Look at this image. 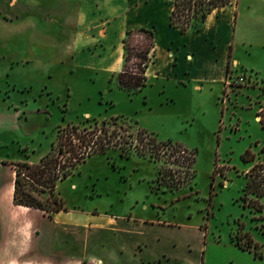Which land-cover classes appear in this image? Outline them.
<instances>
[{
    "label": "rangeland",
    "instance_id": "obj_1",
    "mask_svg": "<svg viewBox=\"0 0 264 264\" xmlns=\"http://www.w3.org/2000/svg\"><path fill=\"white\" fill-rule=\"evenodd\" d=\"M173 2L0 0V185L10 177V161H38L49 152L60 125L125 116L159 140L194 150L192 177L169 187L158 180L169 155L157 160L110 149L58 181L67 206L92 215L86 222L123 216L151 230L146 235L168 231L179 264L198 263L199 242L207 245L201 264H264V196L262 208L246 203L245 173L253 160L243 158L247 149L258 157L264 148L257 116L264 107V0H232L190 30L192 62L183 51L174 64L159 44L147 84L131 93L117 80L123 21L160 28ZM92 20L98 23L88 32ZM151 217L165 225L141 224ZM92 224L89 231L97 229ZM237 239L262 255L243 251Z\"/></svg>",
    "mask_w": 264,
    "mask_h": 264
},
{
    "label": "trees",
    "instance_id": "obj_2",
    "mask_svg": "<svg viewBox=\"0 0 264 264\" xmlns=\"http://www.w3.org/2000/svg\"><path fill=\"white\" fill-rule=\"evenodd\" d=\"M230 2L232 0H174L170 22L183 32L197 31L215 8ZM155 44L153 27L140 26L128 30L124 38V64L117 73L120 87L133 93L147 84V68L153 59ZM230 63L231 60L227 72ZM257 116H260L259 121L264 128V107H261ZM110 149H118L122 155L135 152L157 160H164V156L169 155L166 165H161L158 176V180L169 187L178 188L193 175L191 170L195 162L194 150L170 139L159 140L155 132L149 131L125 116L104 120H91L88 117L84 123L60 125L50 151L42 155L38 162L15 161V202L49 211L67 208L64 198L56 192L58 181L70 175L88 156ZM180 149H185L188 153L181 154L184 156L183 161L177 157L175 162L185 167L174 169L169 161L172 154ZM243 158L245 161L253 160L251 167L245 173L247 178L244 188L245 201L255 209L262 208V203L259 201L264 196V148L258 157L247 149ZM177 171H184L187 179L181 174L175 175ZM36 191L39 194L43 191L48 192L46 199L41 198ZM236 243L254 250L256 255H262V252L257 248L253 249L250 244L245 245L239 239ZM254 246L257 247V243Z\"/></svg>",
    "mask_w": 264,
    "mask_h": 264
},
{
    "label": "crops",
    "instance_id": "obj_3",
    "mask_svg": "<svg viewBox=\"0 0 264 264\" xmlns=\"http://www.w3.org/2000/svg\"><path fill=\"white\" fill-rule=\"evenodd\" d=\"M227 8L228 5L218 7L212 13L219 15ZM170 13L171 10L167 17L169 22L160 24V28L154 21L146 23L145 20H140L132 23L126 22L125 18L122 29L123 39L131 28L155 26L156 44L151 63L156 61L155 55L159 44L162 49L164 45L166 46L174 64H177L178 56L183 51L186 59H191L190 62H192L196 56L195 49L192 50L187 41L190 36L187 33L190 31L183 32L173 26L170 22ZM96 23L98 22L94 20L89 22L88 32L97 26ZM101 30L105 33V26ZM174 34H177L178 38ZM121 45L123 47L122 61L120 66L116 67L117 71H120L124 64L123 40ZM230 60L228 55L222 68L223 79L227 76ZM159 71L156 67V72ZM1 161L8 162L7 159ZM28 161L38 162L39 160ZM9 163V181H4L0 185V264H179L175 244H171L170 241L172 234L168 231H160V228H154L152 234L146 235L151 233V230L136 226L132 224L131 218L127 220L123 216L120 218L109 215L104 216V221L86 222V218H91L92 215L79 214L68 206L49 211L41 207L16 203L14 200L15 161L12 160ZM93 222L98 224L97 229L89 231L87 227L94 226ZM141 224L150 227L165 225L160 222V218L155 217L142 219ZM198 246L196 254L200 260L197 264H201L202 261L205 263L204 260L201 261V257L203 248L207 245L199 242ZM239 248L243 251L248 250L249 254L255 252L240 245Z\"/></svg>",
    "mask_w": 264,
    "mask_h": 264
},
{
    "label": "built area",
    "instance_id": "obj_4",
    "mask_svg": "<svg viewBox=\"0 0 264 264\" xmlns=\"http://www.w3.org/2000/svg\"><path fill=\"white\" fill-rule=\"evenodd\" d=\"M170 150H171V149H170ZM170 150H169V151H170ZM172 151H173V149H172ZM175 152H176V151H175ZM175 152L172 154V156H171V160L169 161L170 166H172V167H174V164H179V163H176V162H175V160H176L177 157H180V160L183 161L184 156L181 155V154H186V153H188V152H186L185 149H180V150H178V151L176 152V155H175ZM179 165H180V166H183V168L185 167L184 165H181V164H179ZM179 168H181V167H179Z\"/></svg>",
    "mask_w": 264,
    "mask_h": 264
}]
</instances>
